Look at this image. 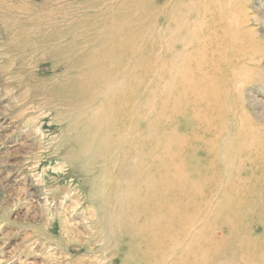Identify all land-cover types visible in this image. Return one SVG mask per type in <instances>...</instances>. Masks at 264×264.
Segmentation results:
<instances>
[{
    "label": "rangeland",
    "instance_id": "rangeland-1",
    "mask_svg": "<svg viewBox=\"0 0 264 264\" xmlns=\"http://www.w3.org/2000/svg\"><path fill=\"white\" fill-rule=\"evenodd\" d=\"M237 1L219 14L225 26L237 14L264 17V0ZM202 2L0 0V264H121L111 259L114 248L98 241L111 235L90 193L106 182L97 172L103 164L85 170L88 155L79 154L87 119L116 106L120 87L95 85L108 77H122L124 91L137 98L128 108L144 116L136 121L141 138L148 116L158 137L179 138L187 148L173 159L181 169L171 178L174 203L188 214L177 223L179 234L205 244L251 235L264 252V217L253 209L264 203V73L247 67L234 69V77H197L182 60L186 51L192 62L200 57ZM248 26L263 42V26ZM170 53L177 55L173 67L157 73ZM213 80L221 91L210 89ZM195 188L196 200L189 195Z\"/></svg>",
    "mask_w": 264,
    "mask_h": 264
},
{
    "label": "bare ground",
    "instance_id": "bare-ground-1",
    "mask_svg": "<svg viewBox=\"0 0 264 264\" xmlns=\"http://www.w3.org/2000/svg\"><path fill=\"white\" fill-rule=\"evenodd\" d=\"M231 2L232 0L228 2L227 0H203L202 2V10L196 17L199 26L195 27V29H201L203 31L201 35H204L195 48L200 57L192 62L191 51H186L182 58L193 66L197 77L199 73L202 77H221L224 73L232 76L234 69L241 71L247 67V71L251 74L264 73V34H259L258 39L263 41L259 42L257 38H254V35H257L256 32L249 30V26L248 29L246 28L250 23L262 25L264 28V17L248 15V13L242 16L235 14L236 16L231 17L232 21L225 26L219 14L229 9L231 5L228 4ZM217 33L221 35L219 42L212 37V34L214 36ZM173 43L174 48L176 43L179 44L177 41ZM184 43L185 48L192 45L190 39ZM209 50L212 51L211 55L208 53ZM168 57L163 63L160 61L157 64V73H164V70L168 73V70L173 67V60L177 55L170 53ZM239 75H242V72ZM236 83L235 81L234 84ZM214 84V88L210 83L208 84L210 89L220 90L218 81ZM95 85L104 87V92L117 90L120 87L119 93L114 97L116 106L105 105L103 109L94 110L90 118L86 117L88 118L87 126L83 129L86 136H83V146L79 148L80 156L88 155V161L83 169L86 170L90 162L103 164L102 169H97V172L106 177V182H103L100 189L90 190V193L96 196V200L100 199L94 212L96 216L99 215L98 218L103 219L105 225L107 223L108 228L103 225L104 232L106 228L111 231L110 241L104 239L105 234L102 239H100L101 236L98 239L103 243V250H106L108 246L111 249L114 248L111 250L113 254L110 253L111 259H120L121 264H264V252L257 251L259 242L257 241L256 244L251 235H248L251 239L223 236L224 239H212L205 244L201 239L192 237L188 233L183 236L179 234L177 223L188 219V214L174 203L171 178L177 170L181 169L174 165L173 159L187 150L185 144L179 138H177L178 142L173 143L171 140L161 138L162 134L158 137L156 120L148 119V116H145L147 121L142 129L144 136L141 138L143 134H138L136 121H139L143 114L136 106L128 108L132 102L136 103L137 98L135 100L131 92L124 91L126 81L122 77L120 79L104 78V80L96 81ZM231 86L229 84V88ZM96 87H92V90ZM87 127L90 128L89 132L85 130ZM116 165H118V171L115 168ZM196 165L191 163L187 169L195 172ZM200 192L195 188L189 195L196 200ZM263 204L260 202L253 205V209L257 210L258 219L259 215L264 217ZM243 207L241 205L234 210L241 208L242 211ZM247 208L250 209V206H246V210ZM225 221L227 224L232 223L231 219H225Z\"/></svg>",
    "mask_w": 264,
    "mask_h": 264
}]
</instances>
